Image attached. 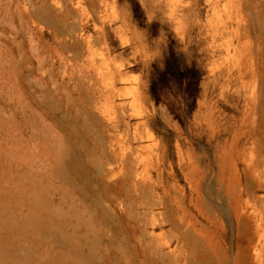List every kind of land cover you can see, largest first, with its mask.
Instances as JSON below:
<instances>
[{"label": "rangeland", "instance_id": "rangeland-1", "mask_svg": "<svg viewBox=\"0 0 264 264\" xmlns=\"http://www.w3.org/2000/svg\"><path fill=\"white\" fill-rule=\"evenodd\" d=\"M262 54L264 0H0V264H264Z\"/></svg>", "mask_w": 264, "mask_h": 264}, {"label": "trees", "instance_id": "trees-1", "mask_svg": "<svg viewBox=\"0 0 264 264\" xmlns=\"http://www.w3.org/2000/svg\"><path fill=\"white\" fill-rule=\"evenodd\" d=\"M203 77L204 73L196 64L191 67H182L177 55L173 50H170L165 60L164 70L157 72L151 80L150 93L152 99L158 106L164 104L166 93L170 91L171 85L175 82L182 89L186 101L189 102L187 112L191 116L196 109ZM169 109L176 119L180 120L173 106H169Z\"/></svg>", "mask_w": 264, "mask_h": 264}, {"label": "bare ground", "instance_id": "bare-ground-1", "mask_svg": "<svg viewBox=\"0 0 264 264\" xmlns=\"http://www.w3.org/2000/svg\"><path fill=\"white\" fill-rule=\"evenodd\" d=\"M32 35V34H30ZM33 36V35H32ZM33 38V37H32ZM263 54H262V117L264 116V64H263ZM264 121V120H263ZM71 151L68 150L65 154L68 157H73ZM251 172V171H250ZM254 175L251 172L250 177ZM257 182H261L258 180ZM262 188H264V133H262ZM262 209L264 211V197H259L255 193L249 192L247 194V199L243 202L242 199L237 200V210L236 219L243 228L248 230L254 238L262 239Z\"/></svg>", "mask_w": 264, "mask_h": 264}]
</instances>
